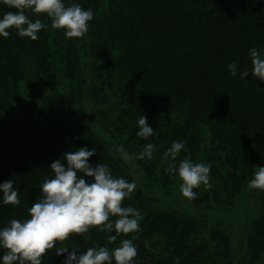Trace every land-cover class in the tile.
Instances as JSON below:
<instances>
[{
    "label": "trees",
    "instance_id": "16d2710c",
    "mask_svg": "<svg viewBox=\"0 0 264 264\" xmlns=\"http://www.w3.org/2000/svg\"><path fill=\"white\" fill-rule=\"evenodd\" d=\"M65 2L93 11L84 37L67 38L45 13L30 11L31 19L47 25L36 40L19 36L14 27L8 37L0 36V183L12 179L21 201L0 202V228L13 218H30L39 187L53 175L50 163L80 146L97 149L90 163H106L115 177L134 181L110 142L83 122L63 119L78 111L87 85L102 128L118 145L134 158L145 144L155 145L151 160L135 158L154 182L168 187L180 178L166 171L164 158L179 140L186 142V151L177 164L186 155L211 164L212 186L193 189L198 196L188 201L194 206L229 203L247 187L254 167L264 165V81L251 73L245 79L233 76L228 65L236 61L241 71L250 69V49L264 52V0ZM8 11L17 10L0 3V17ZM39 83L49 89L59 115L38 98ZM141 114L154 129L147 140L136 135ZM123 204L142 213L137 232L109 242L115 232L92 226L57 241L56 248L111 251L131 239L138 250L134 264H229L227 234L212 229L201 237L195 219L161 208L139 186ZM245 247L249 264H264V207L248 229ZM5 251L0 248V256ZM55 251L48 250L42 264H62L65 255Z\"/></svg>",
    "mask_w": 264,
    "mask_h": 264
},
{
    "label": "clouds",
    "instance_id": "9594fccd",
    "mask_svg": "<svg viewBox=\"0 0 264 264\" xmlns=\"http://www.w3.org/2000/svg\"><path fill=\"white\" fill-rule=\"evenodd\" d=\"M0 3L17 10L0 17V36L5 38L10 35L8 29L12 27L21 37L38 38L40 30L47 25L41 19H31L29 11L45 13L51 19L52 28L64 29L67 38L84 37L94 18L90 8L85 9L79 3L69 4L65 0H0ZM249 55L252 67L241 71L233 61L228 65L231 74H239L245 79L251 73L254 78L264 81V52L252 48ZM137 123V136L147 140L153 135L154 129L147 123L146 115L141 114ZM182 150L186 151V142H172L164 154L168 161L166 171L178 172L182 179V195L193 200L198 196L194 188L201 184L211 188V164L195 163L187 155L177 164L176 158ZM118 151L125 161L131 158L123 146H119ZM155 151V145L147 143L135 158L151 160ZM96 152L95 147L80 146L50 163L53 175L46 177L39 187L41 196L28 209L30 218H13L0 228V248L6 249L0 256V264H42L44 255L54 248L57 255H65L62 264H112L113 261L115 264H134L138 250L131 239H123L120 246L111 251L106 246L88 247L85 251H80L79 246L56 248L57 241H65L72 233H86L92 226H98L99 231L115 232L116 235L108 236L109 242H115L121 233L139 230L142 213L123 204L137 189L136 181L115 177L106 163H90L89 158ZM254 169L248 187L264 190V165ZM0 193V202L5 205L15 206L21 202L19 188L14 187L12 179L0 183Z\"/></svg>",
    "mask_w": 264,
    "mask_h": 264
},
{
    "label": "rangeland",
    "instance_id": "374dc122",
    "mask_svg": "<svg viewBox=\"0 0 264 264\" xmlns=\"http://www.w3.org/2000/svg\"><path fill=\"white\" fill-rule=\"evenodd\" d=\"M91 94V86H85L78 111L74 114H66L63 119L72 123L83 122L99 137L110 142L112 144L111 152L123 160L125 168L132 179L136 181L137 186L148 196L156 198L161 208L179 211L195 219L200 224L201 237L206 238L212 229L227 234L229 237V264H249L245 237L251 223L257 219L264 207V190L247 186L229 203L208 201L203 205L194 206L180 191L181 178L177 179L173 185L163 187L143 173L129 152L127 153L131 158L128 161L123 159L122 153L118 151L120 145L101 126L98 103L91 98ZM37 95L38 98L43 99L47 107L52 106L50 109L53 113L59 115V107L53 106L50 102L49 89L45 84L37 85ZM258 262L254 264H259Z\"/></svg>",
    "mask_w": 264,
    "mask_h": 264
}]
</instances>
